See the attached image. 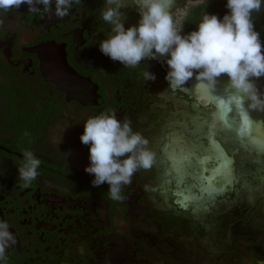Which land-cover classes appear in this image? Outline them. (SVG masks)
Here are the masks:
<instances>
[{"label": "flooded vegetation", "instance_id": "af4514ba", "mask_svg": "<svg viewBox=\"0 0 264 264\" xmlns=\"http://www.w3.org/2000/svg\"><path fill=\"white\" fill-rule=\"evenodd\" d=\"M100 7L81 0L63 18L23 5L0 12V221L16 239L7 264H264V140L251 135L245 101L226 76L213 93L194 91V79L172 93L164 57L128 69L103 55ZM123 20H139L131 3ZM106 108L155 156L119 202L107 184L92 187L79 139L84 119ZM24 150L41 161L29 187L17 171Z\"/></svg>", "mask_w": 264, "mask_h": 264}, {"label": "clouds", "instance_id": "9594fccd", "mask_svg": "<svg viewBox=\"0 0 264 264\" xmlns=\"http://www.w3.org/2000/svg\"><path fill=\"white\" fill-rule=\"evenodd\" d=\"M81 0H0V12L26 6L32 14L51 12L57 18L68 16ZM131 3L139 15L136 25L124 26L123 9ZM207 0H102L100 18L108 25L105 38L98 43L100 52L125 68L136 69L157 55L168 67L164 79L167 91L185 89L189 80L193 90L213 93L218 79L226 76L225 88L249 107L264 110V92L256 81L264 79V43L256 30L253 13H260L264 0H226L223 17L204 11L195 30L183 33L190 7ZM42 8V12H41ZM3 24V20H0ZM144 80L155 74L143 69ZM80 142L89 148V165L84 171L93 177V188L108 185V195L122 201V189L133 176L153 168L154 152L149 140L134 129L127 119H117L114 109L106 108L84 119ZM18 178L23 187L31 186L39 175L41 161L24 150ZM146 191H151L146 186ZM9 223L0 221V264H7L6 251L16 243Z\"/></svg>", "mask_w": 264, "mask_h": 264}, {"label": "trees", "instance_id": "16d2710c", "mask_svg": "<svg viewBox=\"0 0 264 264\" xmlns=\"http://www.w3.org/2000/svg\"><path fill=\"white\" fill-rule=\"evenodd\" d=\"M213 4L207 5L205 8L199 7L197 8L193 16L188 19V22L185 25L186 33L195 30L196 24L199 22L200 17L204 11L208 12L209 14H216L218 17H223V15L227 12L225 7L226 0H212ZM253 20L255 23L256 30L260 32L261 41L264 43V6H262L260 13H253Z\"/></svg>", "mask_w": 264, "mask_h": 264}, {"label": "bare ground", "instance_id": "6f19581e", "mask_svg": "<svg viewBox=\"0 0 264 264\" xmlns=\"http://www.w3.org/2000/svg\"><path fill=\"white\" fill-rule=\"evenodd\" d=\"M246 103V111L250 116V125H251V135L257 139H263V134L261 132V116L262 110L260 109H253L249 107V101L245 100ZM263 137V138H262Z\"/></svg>", "mask_w": 264, "mask_h": 264}, {"label": "rangeland", "instance_id": "374dc122", "mask_svg": "<svg viewBox=\"0 0 264 264\" xmlns=\"http://www.w3.org/2000/svg\"><path fill=\"white\" fill-rule=\"evenodd\" d=\"M208 1V0H207ZM219 1H221V0H219Z\"/></svg>", "mask_w": 264, "mask_h": 264}]
</instances>
